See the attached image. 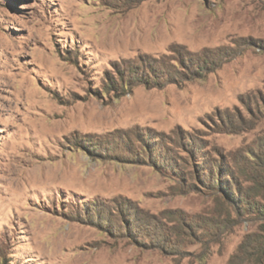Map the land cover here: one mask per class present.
<instances>
[{"label":"rangeland","instance_id":"rangeland-1","mask_svg":"<svg viewBox=\"0 0 264 264\" xmlns=\"http://www.w3.org/2000/svg\"><path fill=\"white\" fill-rule=\"evenodd\" d=\"M0 264H264V0H0Z\"/></svg>","mask_w":264,"mask_h":264},{"label":"trees","instance_id":"trees-1","mask_svg":"<svg viewBox=\"0 0 264 264\" xmlns=\"http://www.w3.org/2000/svg\"><path fill=\"white\" fill-rule=\"evenodd\" d=\"M232 56L233 51L225 48L192 53L175 46L171 48L169 55L159 58L143 57L137 63L123 61L116 64L118 82L109 85L118 94H125L138 85L146 88H160L168 84L179 86L186 81L203 78ZM106 88L109 89V86ZM89 142L92 143V140ZM89 142L81 144L89 153L96 154Z\"/></svg>","mask_w":264,"mask_h":264}]
</instances>
